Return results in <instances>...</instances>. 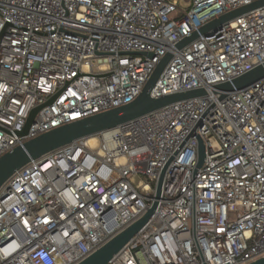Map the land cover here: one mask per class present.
Masks as SVG:
<instances>
[{
	"label": "built area",
	"instance_id": "built-area-1",
	"mask_svg": "<svg viewBox=\"0 0 264 264\" xmlns=\"http://www.w3.org/2000/svg\"><path fill=\"white\" fill-rule=\"evenodd\" d=\"M257 1L0 0V157L132 103L168 53L151 96L206 91L17 171L0 189V264H79L155 202L109 264L264 258V79L215 89L264 65V7L177 48Z\"/></svg>",
	"mask_w": 264,
	"mask_h": 264
},
{
	"label": "water",
	"instance_id": "water-1",
	"mask_svg": "<svg viewBox=\"0 0 264 264\" xmlns=\"http://www.w3.org/2000/svg\"><path fill=\"white\" fill-rule=\"evenodd\" d=\"M263 7L264 0H260L225 14L202 27L198 33H194L192 36L184 39L177 45V48L181 50L197 40L200 35L208 36L213 34L224 24L248 12ZM172 58L173 55L168 53L162 59L146 83L142 93L132 103L53 129L0 157V189L17 171L25 167L31 161L37 160L55 150L78 140L94 137L100 133L116 129L171 104L205 96L206 91L202 89L176 93L161 98H153L151 96L152 90ZM262 79H264V65L256 67L245 75L234 79L232 82L217 85L215 89L225 93L239 91L252 86ZM225 96L226 94H222L221 99H224ZM38 111L39 109H35L32 112L21 136H26L29 133ZM204 159L205 147L202 140H200L199 168L203 165ZM161 183L162 180L159 183L157 198L160 197ZM156 207L157 203L155 202L143 218L114 237L79 264H109L110 260L146 225L154 214ZM251 264H264V258Z\"/></svg>",
	"mask_w": 264,
	"mask_h": 264
},
{
	"label": "rangeland",
	"instance_id": "rangeland-1",
	"mask_svg": "<svg viewBox=\"0 0 264 264\" xmlns=\"http://www.w3.org/2000/svg\"><path fill=\"white\" fill-rule=\"evenodd\" d=\"M236 218V215L235 214H232L231 215V219H235Z\"/></svg>",
	"mask_w": 264,
	"mask_h": 264
}]
</instances>
